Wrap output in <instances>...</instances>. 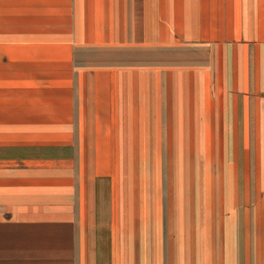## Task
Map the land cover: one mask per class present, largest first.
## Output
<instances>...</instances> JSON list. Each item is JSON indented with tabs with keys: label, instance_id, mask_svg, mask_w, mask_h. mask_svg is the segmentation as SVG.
Masks as SVG:
<instances>
[{
	"label": "crops",
	"instance_id": "crops-1",
	"mask_svg": "<svg viewBox=\"0 0 264 264\" xmlns=\"http://www.w3.org/2000/svg\"><path fill=\"white\" fill-rule=\"evenodd\" d=\"M0 264H264V0H0Z\"/></svg>",
	"mask_w": 264,
	"mask_h": 264
}]
</instances>
